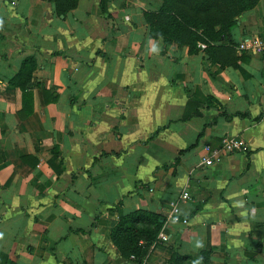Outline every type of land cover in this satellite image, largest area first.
<instances>
[{
	"label": "crops",
	"instance_id": "0c3cea01",
	"mask_svg": "<svg viewBox=\"0 0 264 264\" xmlns=\"http://www.w3.org/2000/svg\"><path fill=\"white\" fill-rule=\"evenodd\" d=\"M161 2L76 0L58 14L51 0H0L3 264H132L115 251L111 221L137 208L165 216L170 201L186 222L164 220L166 239L139 264H171V250L191 264H264V51L236 48L243 35L264 39V0L238 11L225 37L214 26L211 43L241 56L222 68L203 44L189 53L148 36L142 11ZM29 54L45 91L31 89L21 116L7 80ZM209 95L217 107L179 120L188 98ZM224 134L242 148L204 164Z\"/></svg>",
	"mask_w": 264,
	"mask_h": 264
},
{
	"label": "trees",
	"instance_id": "16d2710c",
	"mask_svg": "<svg viewBox=\"0 0 264 264\" xmlns=\"http://www.w3.org/2000/svg\"><path fill=\"white\" fill-rule=\"evenodd\" d=\"M55 12L64 13L75 5L76 0H51ZM258 0H162L154 10H143V20L147 25L149 37H161L163 44L176 43L187 46L189 53L198 50V45L203 44V50L212 62H216L219 68L226 65L238 67L237 60L241 57L235 52V45L227 43H211L217 37L215 25H219L223 36H226L227 28L233 16L240 10L254 7ZM35 67L32 55L24 56L17 71L8 78V84L20 89L21 104L18 114L25 116L31 110L32 88H44L37 81L31 80V72ZM45 97V101H46ZM219 104L212 96H207L205 101L200 102L187 99L182 108L179 120H186L191 116H200L201 109L217 107ZM220 114L228 118L230 116L243 117L247 112L234 111ZM256 116L255 119L259 118ZM214 118L209 123L214 122ZM184 149H180L174 157L172 164L178 160V155ZM164 215L145 209H133L122 214L118 219L112 220L109 229V238L115 251L124 258L134 255L133 262L139 263L149 246L161 230ZM141 241V242H139ZM210 245L199 250V257L203 263L209 259ZM4 257L0 254V264ZM171 264H191L190 256L179 254L171 250L169 255Z\"/></svg>",
	"mask_w": 264,
	"mask_h": 264
},
{
	"label": "built area",
	"instance_id": "2783aa9c",
	"mask_svg": "<svg viewBox=\"0 0 264 264\" xmlns=\"http://www.w3.org/2000/svg\"><path fill=\"white\" fill-rule=\"evenodd\" d=\"M236 48L239 50L245 49L249 51H254V52H261L264 51V39L259 37L258 35H243L236 43ZM242 148V143L241 141L230 135H221L218 139V147L215 150L211 151V154L209 157H204L202 159L204 164H211V162L218 161L219 160V155L218 151L223 150L224 152L227 151H235V150H240ZM189 196L188 192L186 190H183L178 198L180 199H186ZM170 219V220H176V221H181V222H186V220L179 216V209L177 207V204L175 201H170L169 202V210L164 216V220ZM164 223V222H163ZM163 227V225H162ZM161 230L158 232L156 239L150 244L152 245L153 243L157 241H163L166 239V236L161 232ZM141 242V241H139ZM128 259L132 261V264H139L133 262L134 255L130 254Z\"/></svg>",
	"mask_w": 264,
	"mask_h": 264
}]
</instances>
